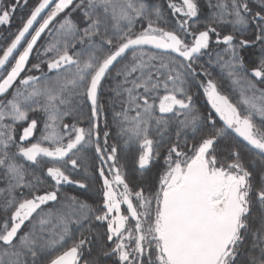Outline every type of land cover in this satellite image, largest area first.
<instances>
[{
  "label": "snow or ice",
  "instance_id": "obj_1",
  "mask_svg": "<svg viewBox=\"0 0 264 264\" xmlns=\"http://www.w3.org/2000/svg\"><path fill=\"white\" fill-rule=\"evenodd\" d=\"M168 7L171 29L156 0H37L3 37L0 264H264V0ZM129 154L141 176L163 161L155 183ZM90 166L96 204L62 191Z\"/></svg>",
  "mask_w": 264,
  "mask_h": 264
},
{
  "label": "trees",
  "instance_id": "obj_2",
  "mask_svg": "<svg viewBox=\"0 0 264 264\" xmlns=\"http://www.w3.org/2000/svg\"><path fill=\"white\" fill-rule=\"evenodd\" d=\"M37 2V0H28V5L24 6L23 3L19 7H17L15 13L11 17V21L7 25H0V46H6V43L3 41V37L8 36L9 34L15 33L18 29L19 26L22 25V20L26 19L27 14L29 13V10L31 7L34 6V4ZM156 2L162 7L164 14H165V19L167 20L166 24L161 25L162 27H166L168 29H171L174 27V21L179 19V16L177 14H173L172 10L168 7L170 3H175L178 6L182 4V0H156ZM202 4L205 3V0H201ZM258 2V0H257ZM67 11V10H66ZM48 40V36L46 34H42L41 41L38 42V46H42L46 41ZM10 42V41H9ZM42 50V48H41ZM2 54V53H0ZM208 59L207 56H204L201 58V63H204ZM32 62H35V60H32ZM210 71H212L213 76L216 77L218 80L220 79L218 73L219 69L218 68H211ZM112 81L105 80L103 82V87L100 93V103L103 105V109L100 113L99 116V126L101 133L104 130H108L112 132V137L109 140V143L114 142L115 140V134L116 130L113 125V107L109 103L110 99V92L108 91V88L111 86ZM195 91V90H194ZM222 91L225 92L230 96V98L233 99V102H236V95L235 93L231 92L230 89L228 88L227 82H223V88ZM201 97H202V92L199 95H196L194 97L196 101L197 107H199L202 111H206V107L204 104H201ZM84 112L86 114H90V109L86 106L84 108ZM105 122L108 124V128L105 129L104 125ZM81 126L83 127H88V125L82 124ZM42 127V125H41ZM35 135L39 137L40 133L36 132ZM47 146V145H46ZM129 150L125 149V153H128ZM91 153H90V158H91ZM162 161V160H161ZM161 161H159L157 164L152 166L151 170L146 172L143 176L138 171L133 170V164H132V159L131 155L129 154V158L127 159V168L125 169L126 172L128 173V178L130 181H136V182H148V183H155L158 174L160 171H162L161 168ZM98 161H92L93 164L97 163ZM121 163H125V161L122 159ZM51 166V165H48ZM89 174L92 176V179L89 177H86L82 172H78L74 178L75 179H81L85 183H90V187L88 189H79L76 186L73 185H65L62 189L63 192L69 193L71 195H75L80 197L81 199L87 200L90 204H96L99 202V194L97 190L101 186V181L98 177V175L95 174V168L90 166L89 169ZM146 176V177H145ZM0 216H2V213H0Z\"/></svg>",
  "mask_w": 264,
  "mask_h": 264
},
{
  "label": "flooded vegetation",
  "instance_id": "obj_3",
  "mask_svg": "<svg viewBox=\"0 0 264 264\" xmlns=\"http://www.w3.org/2000/svg\"><path fill=\"white\" fill-rule=\"evenodd\" d=\"M202 92V90H201ZM201 104H204L205 107H206V111L210 108V105L207 103V99L206 97L202 94V97H201V101H200ZM219 123H222V122H219ZM161 164H163V161H161ZM146 177V176H145ZM101 181V180H100ZM126 206V205H125Z\"/></svg>",
  "mask_w": 264,
  "mask_h": 264
},
{
  "label": "rangeland",
  "instance_id": "obj_4",
  "mask_svg": "<svg viewBox=\"0 0 264 264\" xmlns=\"http://www.w3.org/2000/svg\"><path fill=\"white\" fill-rule=\"evenodd\" d=\"M53 6H54V5H53ZM48 11H50V9H49ZM45 15H47V13H46ZM29 38H30V37H29ZM101 183H102V181H101ZM125 208H126V206H125V205H122V211H123Z\"/></svg>",
  "mask_w": 264,
  "mask_h": 264
},
{
  "label": "water",
  "instance_id": "obj_5",
  "mask_svg": "<svg viewBox=\"0 0 264 264\" xmlns=\"http://www.w3.org/2000/svg\"><path fill=\"white\" fill-rule=\"evenodd\" d=\"M48 10H49V9H48ZM48 10H47V11H48ZM47 11L44 13V15L47 13Z\"/></svg>",
  "mask_w": 264,
  "mask_h": 264
}]
</instances>
